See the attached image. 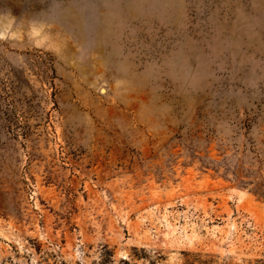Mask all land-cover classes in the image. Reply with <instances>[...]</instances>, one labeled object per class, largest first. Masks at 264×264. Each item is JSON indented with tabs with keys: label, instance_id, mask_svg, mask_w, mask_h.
<instances>
[{
	"label": "rangeland",
	"instance_id": "1",
	"mask_svg": "<svg viewBox=\"0 0 264 264\" xmlns=\"http://www.w3.org/2000/svg\"><path fill=\"white\" fill-rule=\"evenodd\" d=\"M258 260L264 0H0V264Z\"/></svg>",
	"mask_w": 264,
	"mask_h": 264
},
{
	"label": "trees",
	"instance_id": "2",
	"mask_svg": "<svg viewBox=\"0 0 264 264\" xmlns=\"http://www.w3.org/2000/svg\"><path fill=\"white\" fill-rule=\"evenodd\" d=\"M11 119L12 118L7 119V129H8V131H13L12 130L13 126H15L13 128H17V127H19L18 125L22 124V123L17 124L16 123L17 119H12V120ZM20 129H21V132H22V136L26 137L27 134H28L29 126L26 123H23V126H21ZM254 264H264V262L261 261V260H258V261H255Z\"/></svg>",
	"mask_w": 264,
	"mask_h": 264
}]
</instances>
